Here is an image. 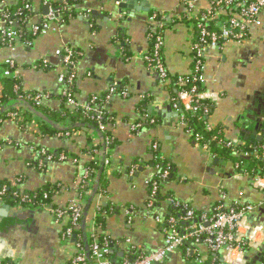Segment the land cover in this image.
Masks as SVG:
<instances>
[{"label": "crops", "instance_id": "0c3cea01", "mask_svg": "<svg viewBox=\"0 0 264 264\" xmlns=\"http://www.w3.org/2000/svg\"><path fill=\"white\" fill-rule=\"evenodd\" d=\"M27 1L32 6L30 25L42 21L44 8L64 2ZM21 2L0 0V29L5 8ZM118 5L117 0H84L77 17L51 24L47 35L36 38L32 46L19 43L0 48V69L2 64L13 61L14 74L22 78L23 89L51 94L43 104L54 112L61 109L60 97L65 90L60 75L70 71L55 56L64 48L76 54L72 94L77 106L88 104L93 97L108 96L114 86L121 90L112 95L106 108L115 116L108 128L116 144L107 154L109 164L105 165V159L102 162L107 191L102 193L99 187L93 197L86 218L84 246L89 245L88 235L94 231L100 213L106 227L99 232L109 239L114 260L134 259L156 251L165 244L167 221L181 210L177 204L207 214L218 204L225 208L237 201L256 205L259 207L249 216L248 224L264 228V192L254 184L257 176L240 174L231 159L214 155L193 141L172 106L177 93L171 86L172 80L163 85L145 61L148 35L155 27L150 18L154 14L164 15L171 25L163 32L168 72L175 76L191 74L195 27L184 18L210 11L211 0H128L130 8L123 13H119ZM93 12H97L96 18L92 17ZM262 25L252 27L242 42H231L222 49L210 48L204 58L206 88L217 98L208 116V126L211 130L222 129L219 132L223 138L238 145H264V141L257 139L264 136V17ZM45 59H49L48 69L39 67ZM1 92L0 81V95ZM11 105L17 107L21 102ZM67 105L71 110L77 108L69 102ZM149 117L155 118L157 125L152 127ZM245 125L250 127L244 130L250 137L247 141L242 133ZM253 131L258 135H253ZM92 137L94 145L100 143L98 137ZM154 145L158 146L156 150ZM88 148L83 133L48 138L42 136L36 120L21 129L15 120L9 119L0 127V182H8L22 193H36L49 184L55 185L58 190L53 193L50 207L67 209L76 199L77 176L90 161L85 152ZM42 151L54 156L64 152L68 160L48 162ZM154 153L169 161L174 174L161 182L162 202L152 210L155 199L149 207L150 183L158 173L157 166L151 165ZM211 160L217 163H210ZM95 185L96 180L85 197L84 213ZM57 220L51 210L10 204L1 196L0 261L73 264L80 244L63 239L65 220ZM210 255L205 246L198 247L194 254L204 260L210 259ZM263 256L264 243L260 250L247 253L246 264H261ZM162 264L196 262L183 249L169 255Z\"/></svg>", "mask_w": 264, "mask_h": 264}, {"label": "built area", "instance_id": "2783aa9c", "mask_svg": "<svg viewBox=\"0 0 264 264\" xmlns=\"http://www.w3.org/2000/svg\"><path fill=\"white\" fill-rule=\"evenodd\" d=\"M233 2L238 3L232 5ZM48 7L49 12L47 15L43 16L42 21L40 23H34L31 25L32 32L36 36V38L47 35V33L52 29L51 24L63 23V11L69 9L68 6H65L63 10H55L51 5H49ZM217 7L221 8V14L216 12ZM25 9L32 10V6L30 4H26ZM23 10L24 9L20 11L22 12ZM229 12L230 14H228ZM209 13L210 15L213 14V18L216 20V27L219 29V33L215 31H209L203 24L199 25L198 28L201 31V38L199 43H196L194 45L193 49L194 63L196 62V69L200 71V74L195 75L192 79L183 77L177 79L175 86L179 89L178 101L172 102V106L178 113L181 112V109H184L188 112H191L192 114H196L201 108V101L211 100L214 103L216 102V96L208 92L206 88L207 79L203 73L205 67L204 58L206 56V53L210 48L222 49L224 48V46L231 42H242L247 38L249 33L248 31L252 27L263 26L262 18L264 17V0H211V8ZM226 14L228 19L222 20L221 16ZM8 17V14L4 16L5 21L3 22V27L1 29L2 34L7 39L18 41L17 31L14 27V25L17 26V24L13 21L8 22L7 24L6 19H8ZM158 18V14H154L150 18L151 22L155 26L153 31L161 30L165 26H168L170 24V21L168 19H165V17H162V20L160 21L158 20ZM220 39L225 40L222 46L219 45ZM164 45L165 42L163 35L157 34L156 50L163 48ZM55 56L59 57L66 67H73L74 60L76 58V54L73 50L64 48L57 51L55 53ZM145 61L149 68L157 72L161 81L163 82V85H169L170 79L168 69L165 62L160 58L159 54L156 52L153 57L145 56ZM7 63H10V68L15 67L13 61L10 60ZM43 66L45 68L49 66V59H45L43 61ZM73 70L61 74L59 80L65 86V90L62 93L63 96L68 99L70 105L77 106L73 94L70 90V88L74 86L75 82V71ZM0 72L6 77L15 76L12 70L9 71L8 69L1 68ZM194 82L200 83V88H202L203 91L198 90V88L196 87H193L190 90H185V86ZM171 84H174V82ZM111 91L112 92L106 98V102H109L112 99V95L115 93L116 87L114 86ZM122 93L123 95H126V91ZM50 97L51 95L49 93H40L32 98V100L37 105H42L44 101L50 99ZM77 108H85L87 112L94 111L98 113L99 116L97 119L99 120V129L101 131H106L107 126L100 122L102 112L98 110V107L84 104L82 106H77ZM204 110L205 113H209L210 109L205 107ZM12 119H17L21 122L23 120L22 117L17 118L16 115H13ZM181 124L187 127V124L185 122L181 121ZM139 127L140 126H134L133 128L137 129ZM207 128L209 130L211 129L209 126ZM67 136H69V133H67ZM199 140L200 138L196 139L197 142ZM105 144L107 147H109L111 144V140L107 138L105 140ZM235 145L238 144H234L228 141H225L223 143V146L227 148H231ZM157 148L158 146L154 145V150H156ZM204 149H208V147H205ZM110 151L111 150H108L107 148V150L103 152V154L106 155ZM100 152H102V150H97L93 155H89L90 160L97 159L100 155ZM254 154L256 156L255 159L260 158L261 160H264V145ZM41 155L48 162L55 161L52 154L42 151ZM236 155H243L246 157L250 156V154L248 153L240 152H236ZM66 160H68V157L62 154L58 157L57 161L64 162ZM78 162L79 161L74 160V163L77 164ZM104 163L105 165L109 164L108 158H105ZM161 169L162 167L158 165V173L153 177L152 182L150 183L152 186V193L149 207L153 206L154 198L158 193L159 183L157 181V178L164 180L170 176L169 171L165 170L164 172H162ZM92 173V171L90 172L86 168H82L80 170L76 180V199H74L70 203L67 209L54 210L50 207L49 204L42 206V210H51V213L58 219V222L61 220H65V234L63 236V239L66 242H70L71 239L75 237V230L81 229L84 215V200L88 194V191L86 192L85 190H90L94 184V182H92V178H90ZM254 184L264 192V174L257 176L254 180ZM21 194L23 193L21 192ZM3 195L4 192H0V197ZM23 199L30 200L29 198H26V196L22 195V200ZM29 206L30 208L35 207L33 204H30ZM177 207L181 208L184 211L185 217L183 218V223L189 224L190 221H193L195 219V212L188 206L177 204ZM258 207L259 206L251 204H242L238 201L229 208H225L224 205L218 204L212 210L214 213L212 216H209V214L207 213H203L199 217L198 222L195 224H191L188 228H183L179 224V221L171 217L167 221L164 228V232L166 235L164 246L157 249L156 251L141 254L134 260L124 259L122 264H162L169 255L175 252H179L183 249L186 251L187 255H194L196 254V249L200 246H205L208 252L211 253V255L219 257V259L224 264H246L247 253L250 250H260L264 243V228L262 226L251 227L248 224L249 216H251ZM157 219L160 220V218ZM95 231L96 230L94 229V231L88 235V238L91 241L89 248L91 250V258L93 260V264H114L109 256L112 253L109 239L106 237L103 242H99L94 233ZM263 258L261 264H264ZM88 260H90L88 258V255H86L84 249L79 245L78 254L74 258L73 264L87 263ZM194 260L196 264H205L206 262V260H204L200 256L195 257ZM3 261H0V264H2Z\"/></svg>", "mask_w": 264, "mask_h": 264}, {"label": "trees", "instance_id": "16d2710c", "mask_svg": "<svg viewBox=\"0 0 264 264\" xmlns=\"http://www.w3.org/2000/svg\"><path fill=\"white\" fill-rule=\"evenodd\" d=\"M22 0V2L16 6H8L5 8L4 12L2 13V18L4 20V16L6 14L9 15L7 20V24L10 21L16 22L17 26L14 25L15 30L17 31L18 35V41H12L10 39H7L5 36H3L2 31L0 29V48H10L14 47L17 43H23L25 46L30 47L33 45L34 41L36 40V36L32 32V27L29 24L30 19L32 17V10H26L25 5L30 4L26 0ZM241 1V0H240ZM239 2V1H238ZM238 2H233L232 5L237 4ZM84 5V0H64V2H59L56 4H52V7L55 10H63L65 6H68L69 9L66 11H63L64 14V20L63 23L68 22L69 20L75 18L78 16V8ZM24 9L22 12L20 10ZM216 12L221 14V8L217 7ZM230 14V12L228 13ZM206 16V17H205ZM231 16V15H230ZM158 20H162V17H165L164 15L158 14ZM167 19V17H165ZM164 19V20H165ZM222 20L228 19L227 14L221 16ZM184 20L188 23H193L194 25V36H195V42L199 43L201 38V31L199 30V25L203 24L209 31H215L219 33V29L216 27V20L213 18V14L210 15L209 11L203 13V15H200L199 17H185ZM171 25L165 26L161 30L151 31L148 35L149 40V50L146 53V56L153 57L154 54L157 52L160 56V58L164 61V53H165V47L160 48L156 50V36L157 34H162L165 32L167 28L169 29ZM152 30V29H151ZM154 34V35H153ZM121 37V36H120ZM164 37V36H163ZM122 38V37H121ZM225 42L224 39H220L219 45H223ZM194 55V54H193ZM165 62V61H164ZM10 63H5L1 65V68L8 69L9 71L12 70V72H15L16 66L14 68H10ZM40 68H45L43 66V63L39 64ZM50 68L49 66L45 69ZM196 62L192 65V73L189 75L184 76H175L171 75L169 72V79H171L172 87L176 88L177 93L174 94L172 102L178 101V91L179 89L175 86V83L178 78L183 77L187 79H192L195 75L200 74V71L197 69ZM70 70H73V67L70 66ZM0 81L2 85V92L0 95V127L2 124L11 119L15 120L21 127V129H25V127L33 122L34 120L37 121V124L40 129V133L43 137H56V136H64L67 133H83L86 136V141L88 145H90V148L86 149V154L93 155L95 151L102 150L100 152V155L97 159L90 160L88 163H85L83 169H87L88 171H92L91 174L92 182L96 180V177L100 174L101 168H102V162L103 159L107 158V154H103L108 148V150L114 148L116 141L111 138V131L109 130V126H111L114 123L115 116L112 115L110 112H107V105L109 102H106L107 95H102L99 97H93L90 98L87 105L98 107V110L102 112V116L100 117V122L107 126L108 129L106 131H101L99 129V120L97 119L99 114L91 111L87 112L85 108H77L74 110H71L69 107H67L68 99L64 97L63 95L60 97L62 106L61 109L57 112H54L47 108L44 104L37 105L32 98H34L36 95L40 94V92H26L23 89L22 86V78L15 75V76H9L6 77L1 74L0 72ZM196 87L198 90H202L200 83H190L187 86H185V90H190L191 88ZM72 93H75V87L70 88ZM203 91V90H202ZM121 92L119 88L116 87L115 94ZM46 94V93H43ZM51 95V94H50ZM51 98V97H50ZM15 101L21 102V105L15 107L11 104ZM201 108L198 110L196 114H192L191 112H188L184 109H181L180 119L181 121L185 122L187 124V130L192 136L193 141H196L197 138H200V140L196 143L201 147L205 148L208 147L210 152L214 155H218L220 157L231 159L233 162L238 165L237 171L240 174H248L250 177L260 176L264 174V160H261L260 158L255 159V152L260 150V148L263 146L261 144L250 146L251 144L246 145H235L231 148H227L223 146V143L226 141L222 134L219 132L220 130H209L208 127V116L211 113V111L215 107V103L211 100H205L201 101L200 103ZM29 106L35 110L36 113L41 114L44 116L48 121L40 119L36 117V114L29 109ZM209 108V113H205L204 108ZM27 108L28 110H26ZM109 111V110H108ZM16 115V117H22V122L18 121L17 119H12V116ZM149 120L152 122V127L157 125L158 121L153 118L149 117ZM54 126H53V125ZM151 126V125H149ZM63 128V129H60ZM98 137L100 140V143L94 145L93 137ZM111 140V144L109 147L106 146L105 140L106 139ZM236 152L240 153H248L250 154V158L248 157V160L243 155H236ZM67 156L64 152L60 153V155ZM159 153H154L155 160L151 162V165L158 166L160 165L162 167V172L165 170L169 171L170 176L168 179L173 177V167L170 166L169 161L164 160L161 158V155H158ZM60 155L54 156L53 158L55 161L58 160V157ZM76 157V156H75ZM246 161H249L247 163ZM248 167H245V166ZM165 180H161L157 178V181L159 183L158 193L155 199V204L152 207V210H155L159 206V204L162 202V196H161V188L160 184L161 182H165ZM106 176L104 171L101 175L100 185L99 189L100 192L105 193L107 191V183H106ZM152 188V186H151ZM58 190V187L50 184L47 185L44 189L35 192H24L21 194V192L17 189V187H12L11 184L8 182L3 183L0 182V192H4L3 198L4 200H7L8 203L15 205H20L24 207H30V204H33L38 210H42V206L46 204H52V196L53 193H55ZM86 192L89 191L88 189L85 190ZM160 191V192H159ZM152 193V190H150V194ZM22 195L26 196V198H29L30 200H22ZM217 206V205H216ZM54 208V206H53ZM55 209V208H54ZM56 210V209H55ZM195 212V219L193 221H190L189 224L183 223V218L185 217L184 211L178 210L174 213L172 216L177 221H179L180 225L183 228H188L191 224H195L198 222L199 217L203 214L198 211ZM214 213L213 211L209 213V216H212ZM83 223V220H82ZM83 226V224H82ZM81 226L80 230H75V242H79L80 246L84 249V252L87 253V255L90 256V260L87 261V263H81V264H93V260L91 258V250L89 248V245L91 244V241L89 240V245L84 246V237L86 234V230H84ZM67 227V226H66ZM106 227V221L102 218V215L99 213V216L96 218V224L94 232L96 235V238L99 242H103L104 239H106V236L104 233L99 231H104V228ZM102 228V229H101ZM65 234V233H64ZM63 234V236H64ZM74 238L71 239V242L73 243ZM112 250V249H111ZM251 251V250H250ZM249 251V252H250ZM111 260L114 262V264H122V261H119L118 259L114 260L115 255L111 253L110 255ZM210 259L206 260L205 264H224L219 257L215 255H210ZM190 258L194 259V255H190ZM135 259V258H134ZM132 259V260H134ZM264 259V258H263ZM11 263L9 260L3 261L2 264Z\"/></svg>", "mask_w": 264, "mask_h": 264}, {"label": "water", "instance_id": "95a60500", "mask_svg": "<svg viewBox=\"0 0 264 264\" xmlns=\"http://www.w3.org/2000/svg\"><path fill=\"white\" fill-rule=\"evenodd\" d=\"M117 2L119 3V5H118L119 13H123L124 10H127V9L130 8L128 6V0H117ZM48 12H49V7L47 6L46 8H44V15H47ZM96 16H98L97 12H93L92 13V17L93 18L94 17L96 18ZM29 109H31V111L34 112V114H36V116L38 118L48 121L44 116H42L39 113H36L35 110L32 109L30 106H29ZM244 130H247L248 131V130H250V127L247 126V125H245L244 128H243V131H242V133L245 135V136H243V138L247 141V140L250 139V137H249L248 133L246 131H244ZM252 133H253V135H258V132L257 131H253ZM257 139L259 141L263 142L264 141V136L263 137H258ZM210 163H215L216 164L217 163V160L215 162H214V160H211ZM103 170H104V166H102L101 171H100V174L98 175V177L96 179L95 190H94V192H93V194H92V196H91V198H90V200H89V202L87 204V208H86V211L84 213V220H83V223H82L83 224L82 227H83L84 230L86 228V218L88 216V210H89V207H90V205L92 203V200H93L94 195H96V193L98 192V188H99V185H100V180H101V175H102ZM30 213H32L31 215H35V212H30ZM73 241L75 242V237H74V240ZM88 258L90 259V256L89 255H88Z\"/></svg>", "mask_w": 264, "mask_h": 264}]
</instances>
